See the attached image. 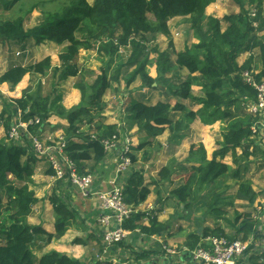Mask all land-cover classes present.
<instances>
[{"label":"trees","instance_id":"16d2710c","mask_svg":"<svg viewBox=\"0 0 264 264\" xmlns=\"http://www.w3.org/2000/svg\"><path fill=\"white\" fill-rule=\"evenodd\" d=\"M63 2L59 13L49 14L41 24L30 29L24 28L22 17L0 20V43L21 44L32 42L38 46L44 42H52L61 49L60 66L51 67L50 58L46 57L38 63L29 66L13 65L0 75V85L7 84L11 90L17 86L16 93L24 88L23 77L32 72L41 77L50 75L57 81L58 86L69 78H79L74 89L80 94L79 104L65 110L60 105V95L52 99L50 95L41 94V85L35 91H24L21 95H9L11 106L20 113L23 123L38 119L40 126L51 115L55 114L67 121V128L63 131L67 139L66 151L80 175H87L86 163L91 161L95 165L105 157L101 141L116 136L120 138L117 125L106 124L100 115L93 111L102 112L103 103L100 95L110 89L112 80L124 70L133 67L127 78L129 86L139 77L142 87L153 89L165 85L168 89L167 101H160L154 105L141 101L129 103L128 116L125 122L127 129L135 127L138 132H146L145 137L137 147H130L131 168L123 183L124 202L134 212L124 222L123 228L132 233L139 231L144 236H160L171 229L168 222H158L156 216L137 211L150 191L142 170H138L135 152H143L148 159L147 147L151 140L169 132L168 142L180 143L185 138L190 125L198 120L203 126H212L217 122H226L221 134L219 147L212 154L211 160L206 159L202 145H191L183 162L163 167L158 175L161 180L169 179L172 172L182 173L178 179L180 185L171 191L176 205L190 211L198 201L204 208L203 218H211L217 223L221 220L233 230V235H227L224 228L217 225L213 229L204 228L189 235L185 240L188 249H194L200 240L207 237L226 238L229 241L237 239L247 242L256 229V220L250 212H234L233 219L225 217L226 207L232 206L223 192L213 193L209 199L198 197L200 192L209 191L215 182L227 174L230 179L240 181V171L222 162L229 154L232 164L248 159L250 154L244 152L237 157L235 149L246 144H252L250 126L253 118L241 111L244 98L254 101L255 92L244 84L241 74L252 72L254 79L264 80V42L258 35L264 30V0H227L239 8V13L229 14L222 19L207 16L205 11L218 0H95L89 5L86 0H60ZM8 8V5H5ZM255 10V18L250 13ZM152 16V21L148 19ZM173 18H186L190 25L193 38L197 43L185 47L180 52L171 53L166 50H153L156 58L153 61L154 75H148L147 64L143 60L148 41L145 36L157 34L170 36L168 22ZM256 23V28L253 27ZM171 45V44H170ZM104 57H118L121 60L116 67L115 77L108 78L109 67L102 68L100 74L94 75L91 85L83 82L82 71L75 62L79 51L95 50ZM129 51L123 56L122 51ZM262 64V70L255 74L253 67L254 51ZM249 54V58L238 66L237 59L242 54ZM123 58L125 59L123 61ZM187 72L186 79L179 78V72ZM88 74H92L88 72ZM172 75L177 86L167 78ZM199 87V94L194 95L192 87ZM90 95L87 96L86 89ZM56 89L50 94L54 96ZM3 93H7L5 89ZM175 98V103H170ZM9 106H4L0 113V127L9 130L12 121ZM194 107H197L194 110ZM179 116L173 121L174 116ZM97 118L99 121L93 123ZM88 125L90 130L81 133V125ZM40 126H30L28 133L37 134ZM6 132V133H7ZM90 132V133H89ZM78 134V135H77ZM79 139L80 141H75ZM22 144H8L5 138L0 140V264H35L31 246L35 238L45 235L50 239L62 237L68 223L75 218V211L68 204L55 197H50V204L54 214V233L46 234L39 227L27 224L31 209L38 202L34 193L29 190L34 175L35 157L32 155L30 143L26 134L22 135ZM158 151L162 148L158 143ZM134 152V153H133ZM159 153V152H158ZM229 155V156H230ZM145 159V160H146ZM217 159H219L217 161ZM246 168V166H245ZM47 175L53 176L48 169ZM14 181L20 183L18 186ZM172 183V181L170 182ZM255 194L251 192L249 182L241 183L235 193V199L252 203ZM149 219L147 226L142 225L144 218ZM200 228V226H199ZM83 244L81 239L73 242ZM250 264H264V252L248 258ZM37 264H82L81 261L66 255L52 252L38 259ZM95 264H113L109 261H98ZM239 264V263H238Z\"/></svg>","mask_w":264,"mask_h":264},{"label":"crops","instance_id":"0c3cea01","mask_svg":"<svg viewBox=\"0 0 264 264\" xmlns=\"http://www.w3.org/2000/svg\"><path fill=\"white\" fill-rule=\"evenodd\" d=\"M218 1L228 3L227 0H218ZM88 4L92 5L93 3L90 4L88 2ZM210 6L205 11L207 16L209 15L207 11L210 8ZM263 11H264V4H263ZM237 13H239L238 7L230 8L229 14H237ZM173 19L179 20L186 18H173ZM173 19L171 20L173 21ZM170 21L168 22V27L171 32L170 24H169ZM258 35H260V37L263 38V42H264V30L259 32ZM155 36L156 38L157 37L162 38V35H155ZM190 41L191 44L197 43V41L193 37H191ZM49 44L54 45L51 42H44L40 46H33V48H35L34 55L35 56L37 55L36 57H38V59L34 60L33 62L30 61V59L27 60V57L29 56L28 52L32 51L31 50L32 48L29 47L26 48L25 43L18 45L16 44L9 45V44L0 43V46L5 48L6 50L7 49L11 50L12 48L15 47L16 48L15 52L17 57V58L13 57L8 54H5V57L0 56V75H2L10 66L21 65L24 67V66L34 65L35 63L40 62L46 57L50 58V63L52 68L59 67L60 66L59 57L62 53L61 49L57 45H54L57 46L58 53L57 51L55 54L48 53V51H44V50L45 48H47L46 46ZM183 49L184 47H182L177 52H180ZM89 54H93L91 50L86 51L85 53L83 52V55L90 56ZM251 55L253 56L254 72L255 74H257L262 70V64L258 57L259 55L258 51L257 50L254 51ZM249 56L250 55L247 53L240 55L237 59L238 66H241L249 58ZM85 63L87 64V62ZM182 71L187 76V72L185 70ZM182 71H178L179 74ZM25 76H26L25 85L24 88L20 90L19 95L24 93L25 90L29 91L34 89L39 84L38 82L40 78H43L32 72L27 73ZM186 76L179 78L184 80ZM74 80L75 78H69V81L66 80L65 82H63L64 84L62 83L60 84L59 87H57L59 89L58 93L60 94V105L67 111L76 107L80 102V94L76 89L73 88L75 84ZM176 82L179 81L176 80ZM196 88L200 90L199 87ZM3 89H5L7 93H3L2 91ZM16 89L17 86L14 88V90L10 91L11 88L7 84L0 85V113L6 110L4 109L5 105L11 106L12 102H10L11 97L9 95L15 93ZM170 103L173 105L175 103V98H170ZM9 109L11 111V117H12V121L9 123V129H10L11 127H13L14 124H17L19 122L23 123V121L20 120V113L14 106L9 107ZM196 121L193 122L196 123L193 129L198 131L199 128L198 127L196 128V125L200 124V122L198 120ZM106 124L116 125V123H109L107 120H106ZM200 125L204 127V130L207 129V132H209L210 129H212L214 126V125L203 126L202 124ZM190 127L188 132L190 131ZM66 128H67V121L64 118L53 114L45 123H43L37 129L38 131L37 134L41 139L55 141L59 138L65 137L63 131ZM88 128H90L88 125L85 127H81L80 132H85L87 131ZM134 129H135L134 132L137 134L133 136L130 135V137H132L134 142H138V141L140 142L143 133L138 132L135 127L131 128L130 130L126 129V133L128 134L129 131L132 132ZM3 131L5 132L4 128L1 126L0 140L4 138ZM165 132L167 136L165 137L164 144L157 140L158 137L155 139L158 141V144L162 147L160 149V152L164 150L163 154H165V152L168 151L167 149L169 148L171 149L172 146L180 145L181 142L186 138L185 135V138L180 143H175V144L172 142L170 143L167 141L169 137V132L168 131ZM163 134L161 135V137L163 136ZM190 134H193V131L190 132ZM203 135L204 136H201L197 132L198 138L203 137L205 139L204 140L196 139L194 141H190L191 143L190 145H195V146L202 145L205 150L206 159L211 160L213 152L218 148L214 145L215 141L212 144L210 142V139L205 137L206 136L205 134ZM125 138L126 136H124L122 140ZM221 139L222 138H220V142ZM74 140L80 141L79 139H74ZM121 144H122L121 141H119V143H117L116 148L110 152H107L105 157L98 164L95 165L91 161L86 163V172H89L88 174L92 176V185L90 189L87 191L86 195L80 192L76 193L73 190L75 188L71 187L67 182L56 181L52 176L47 175L46 172L48 169H46V165L43 164V162L45 161L39 160L37 156L32 154L36 159V163L34 164V175L32 177V184L29 185V190L34 193L35 198L38 199L39 202L32 206L31 214L27 218V224L34 227H39L46 234L52 235L54 233V214L49 200L50 197L53 195H55V197H57L58 199L64 201L66 204H68L69 208L75 211V218L68 223L67 230L62 237L58 239L55 238L50 239L45 235H40L35 238L31 246V252L33 256L32 259L35 264H37L38 259L40 257L52 252L63 254L66 255L67 257L79 260L82 262V264H95L98 261H109L114 264L115 263L117 264H198L196 262H193L190 254L191 249H188V247L185 246V240H183L184 243L182 245L180 246L178 245L181 242V240L174 237L176 236V234L172 235L174 233L172 229H170V231L160 236H144L139 231L132 232L129 234V236L127 237L124 243L111 247L110 250L107 252V254L103 253L102 239H101L103 230L97 224L98 218L101 214V211L99 209L100 202L98 199V193L108 191L112 189L114 185L120 187L123 186V183L128 173L127 174L122 173L119 175L115 173L117 160L121 152ZM190 145L189 147L182 145V151L176 153L177 161L179 160L180 163L184 161V159L186 158V154L190 148ZM155 146L153 145L152 150L150 149L151 146L146 148V150L148 151V159L143 160L141 158V160L140 159L137 160L138 162L136 164L137 169L143 171L148 185V189L150 191V194L148 195L146 200L141 205L138 206L137 211L143 213L148 212L149 213L148 217L156 216L157 221L163 223L169 221V217L165 218V215L169 214V210H168L169 204H163L165 199L164 197L165 195L167 196L168 194H164L162 188L159 186H163L160 185L163 182L166 181L171 182L170 177H172V175L176 173V170L171 173L169 179L161 180L158 173L163 167H165V165H160L163 167L159 169L155 167L158 164L163 163L162 161H160V159H158L161 156L160 152L155 155L158 156V158L152 157L154 153L153 152L154 149H157ZM256 146L254 142L252 144H246L242 148L235 149L234 153L237 157H239L246 151L250 154L249 156L250 158L254 156L255 153L258 154L256 151L257 150ZM260 149L263 150L261 147ZM137 153L138 152H135L134 154L137 156ZM261 154L264 155V150L261 152ZM229 155L226 156L225 158L231 159L232 162V157L231 155L230 156ZM180 156L184 157V158L182 157L180 158L183 160L179 159ZM218 160L219 159H217V161ZM141 163L143 165H140ZM225 164L228 165V163ZM260 166L262 167H259L256 174V177L259 180L261 179L260 173L264 168L263 165ZM153 173H156V177H153L154 176ZM50 179H53L56 183L55 182L53 183ZM14 183L18 186L21 185L16 181H14ZM177 183H176L177 186H175L172 190H174L180 185L179 182ZM170 185L171 184L169 183V186ZM262 187L264 186L253 187V192L255 193V197L257 200H256V204H254L253 202L252 205L253 209H251L250 211V213L253 214V218L255 220H258V222L262 224V226L257 225L256 227L258 228L260 227L264 228V189H262ZM50 188H51V195L48 196V194L46 193L47 190ZM168 198L171 199L170 202H172L173 205H176V200L174 199L173 195L170 194ZM254 208L256 211L254 210ZM170 216H172V214ZM148 223H149V219L147 217L144 218L142 221V225L147 226ZM76 239H81L83 241V244L75 245L73 242ZM163 246L171 249L172 251H175L176 254L171 255L169 253L164 252L162 249ZM248 258L249 257L245 256L244 259L239 261L238 263L250 264V260H248Z\"/></svg>","mask_w":264,"mask_h":264},{"label":"rangeland","instance_id":"374dc122","mask_svg":"<svg viewBox=\"0 0 264 264\" xmlns=\"http://www.w3.org/2000/svg\"><path fill=\"white\" fill-rule=\"evenodd\" d=\"M87 1L90 4H92L93 1L95 0H87ZM5 5H8L9 7L6 8ZM61 5H63V2H61L60 0H0V20H8V19H14L17 17H22L24 21V28L30 29V28H33L41 24L43 20L46 19V17L49 14L59 13ZM231 7H236V6L231 4L229 1L228 3L222 2V1H216L215 3L211 4L210 8L208 9L207 11L209 14L208 16L212 15L211 17L222 19L224 16L229 14ZM148 19L152 21L153 18L151 15H148ZM169 24H170V29H171L169 37H165L163 35H162V38H158V37L156 38V36L154 37L152 35L145 36V39L148 41V43H147V48L145 50V56L143 57V60L146 61V64H147L146 70H147L148 75H152V76L154 75L153 61L156 58V54L153 52V50H157L159 52H164L168 50L171 53V56L173 57V54H172L173 52L177 53V51H179L182 47L185 48V47H189L190 45H192L190 40H191V37H193V34H192V31L190 30V25L187 19H179V20L173 19V21L171 20ZM157 35H160V34H157ZM25 45H26V48L27 47L32 48L31 49L32 51L28 52L29 56L27 57V60L30 59V61L34 62V60L38 59V57H36L37 55L36 56L34 55L35 48H33V46H36V45H34L32 42H26ZM54 45H51V44L47 45L46 46L47 48H45L44 51H48V53H54V54L57 51L58 53V48L57 46H54ZM15 51H16L15 47L12 48L11 50L10 49L6 50L5 48L0 46V56L1 57H5V54L16 57ZM82 51L83 50L79 51L77 58L75 59V62L80 68V70L82 71L81 77L85 84L91 85L95 80L94 75L100 74V70L105 67H109V72L107 74L108 78L110 79L112 77H115L116 67L120 64L122 59L116 56L112 58L108 56L104 57L103 55L98 54L94 50L93 51L91 50L93 54H89L90 56H88V55H83V52L85 53L86 51H83V52ZM121 51H122L123 56L129 55V51H125V52L123 50ZM124 58H123V61L125 60ZM95 61H98L99 63ZM85 62H87V64ZM132 70H133V67L128 68L126 71L123 70L121 74L117 76L116 80H112V82L110 83V89L105 90L102 96L100 95L99 97V101L103 103L102 112L100 113L97 111H93V114L94 115L102 114L101 117H103L105 121L107 120L109 123H116L117 127L119 128V132H120V137H121L120 140H122V138L126 136V138H128L131 141V145H132L131 147H137L139 145V141L134 142L132 137H130V135L133 136L137 134L134 132L135 129L132 132L129 131L128 134L126 133V129L129 124L125 123L124 119L125 117L128 116L127 108L129 106V103L133 101H141L146 104L154 105L158 101L159 102L167 101L168 97L166 96V94L168 92V89L165 85H159L157 88H154V85H153L152 90L142 87L139 77H136V79L129 86H127L126 81ZM88 72L92 74H88ZM184 76H186V74L183 71L180 72L179 77L182 78ZM167 78L171 80L177 86L180 84V81L176 82L172 78V75H168ZM25 81H26V76L22 79L21 82H25ZM67 81H69V79ZM74 82L79 83V78H75ZM38 83L41 85L40 86L41 94L43 96L50 95L52 99L58 97V94H59L58 93L59 89L57 88L58 83L57 81L52 79L51 76L40 78ZM36 87L34 88L33 91L37 89ZM54 89H56L55 90L56 92L53 96L50 93ZM86 90H87L86 95L89 96L90 95L89 88H87ZM191 91L194 95L199 94V90L196 87H193ZM196 108L197 107H194V110ZM243 109L244 108L241 107V111L238 110V113H241ZM178 118L179 116L175 115L172 119L173 121H176ZM98 121H99V118H97L93 123H96ZM195 124L196 123H192L190 125L191 126L190 131L185 133L186 138L181 142L180 145L172 146L171 149L170 148L167 149L168 151H166L165 154H163L164 150L160 152L157 149H154L153 151L154 153L152 157L158 158V156H155V155L158 152H160L161 156L158 159H160V161L163 162L161 164H158L155 167H157L158 169L163 167L160 165H165V167H168V166H171L174 161H175V166L176 164H179L180 162L179 160L177 161L176 153L182 151V145L189 147V145L191 144L190 141H194L196 139H203V140L205 139L203 137L198 138L197 132L201 136H204L203 134H205L206 135L205 137L209 138L212 144L215 141L214 145L217 148L219 147L220 138H222L221 134L225 130L224 127L226 126L225 121L216 123L213 126V128L210 129L209 132H207V129L204 130V127H202L200 124L196 125V128L197 127L199 128L198 131L194 130L193 128ZM85 126H87V124L81 125V127H85ZM89 130H90L89 128L87 129V131H85L84 129L85 132H81V133H87ZM80 131H81V128H80ZM192 131H193V134H190V132ZM6 132L7 131L5 132L3 131L4 138L8 144H12L13 142L7 139ZM166 136L167 134L165 132L163 136L158 137L157 140L164 144ZM145 137H148V135L146 134V132H143V136L141 137V140L144 139ZM157 140L155 141L151 140L152 142L151 147H150L151 150H152L153 145L155 146L158 143ZM255 146H256V143H255ZM256 147H257L256 151L258 154L255 153L254 156L248 159H245L244 161L240 160L238 161V164L236 165L232 164L231 159L225 158L224 160H222L223 163L224 162L228 163V165H230L234 170L238 169L240 171V181L239 182L233 179H230V177L228 176L229 174H227L223 178L220 177L209 191L200 192L197 194V196L199 198L203 196L204 199H209L213 193L223 192L225 194L226 200L232 201L233 203L232 206L225 208L227 211V214L225 217L230 218V219H233L234 212H238V213L250 212L251 209H253L252 208L253 202L248 203V202H242V201L236 200L235 193L238 190L239 185L246 181L249 182L251 192H253V187L264 186V168L262 169L260 173L261 179L259 180L256 177L259 167H262L260 165L264 166V155L261 154L263 150L260 149V146H256ZM136 157H137V160L138 159L141 160V158L143 160L146 159L144 158L143 152L141 151L137 153ZM181 157L184 158L183 156H180L179 159ZM180 160H183V159H180ZM43 164L46 165V169H48L47 163L43 162ZM140 165H143V164L141 163ZM245 166L247 167V169L245 168ZM130 168L131 167H129L124 172V174H127ZM181 174L182 173H177V174L172 175V177H170L172 183H170L169 181H166L160 184L163 186H159L162 188V191L164 192V194H168L167 196L165 195L164 197L165 199L163 202V204H169V209H168L169 214H166L165 218L169 217L168 223L171 224V229L174 232L172 235L176 234V236L174 237L181 240V242L178 244L179 246L184 243L183 240H186V238L189 235L195 233L199 229V226L202 229L201 230V233H202L203 227L213 229L217 225H219L216 221H214L211 218H203L204 208L201 205L203 201H198V203L194 204L189 212L184 210L182 206L173 205L172 202H170L171 199L168 198L171 194L170 191L175 186H177L176 185L177 182H180L178 179L180 178ZM153 175H154L153 177H156V173H153ZM50 180L53 183L55 182L53 179H50ZM169 183L171 184L170 186H169ZM262 189H264V187H262ZM73 190L76 193L79 192V190L76 188ZM46 194H48V196L51 195V188L47 190ZM256 200H257L256 197H254V204H256ZM171 214L172 216H170ZM255 222L257 225L262 226V224H260L258 220H256ZM219 223L224 228L227 235H230V236L233 235V230H231L228 227L227 223H225L222 220ZM257 228L258 227H256L255 231L253 232L251 236L254 239V241H257L259 243V245L256 246L253 244L254 241H250L249 251L245 255L247 257L259 255L260 253L264 252V246L260 241V237L256 233Z\"/></svg>","mask_w":264,"mask_h":264},{"label":"built area","instance_id":"2783aa9c","mask_svg":"<svg viewBox=\"0 0 264 264\" xmlns=\"http://www.w3.org/2000/svg\"><path fill=\"white\" fill-rule=\"evenodd\" d=\"M250 18H255V10L251 11ZM256 26V23H253V27L256 28ZM94 51L98 53L97 46ZM241 76L244 84L255 92L254 101L244 98L241 103L245 113L254 119L249 128L250 139L264 150V80L257 82L253 73L248 71L243 72ZM30 126H40L39 120L14 124L6 133L7 139L17 143L21 141L22 135L26 134L33 154L47 163L48 169L53 173L52 177L56 181L67 182L86 195L92 185V176L78 173L66 151L67 139L65 137L55 141L41 139L38 134L28 133ZM119 140L120 138L112 136L101 141L103 151L107 153L114 150ZM120 141L122 143L121 152L115 169L117 175L124 173L131 165L129 157L131 142L128 138ZM98 199L101 214L97 224L103 230L102 250L104 254H107L111 247L124 243L129 236L130 232L123 228V224L134 210L125 204L122 188L117 185L108 191L98 193ZM256 233L264 246V229L257 228ZM250 241H254L252 236L247 242L240 239L229 241L226 238L207 237L200 240L197 246L190 250L191 258L198 264H238L248 253ZM253 244L259 245L257 241ZM162 249L171 255L176 254L175 251L165 246Z\"/></svg>","mask_w":264,"mask_h":264},{"label":"water","instance_id":"95a60500","mask_svg":"<svg viewBox=\"0 0 264 264\" xmlns=\"http://www.w3.org/2000/svg\"><path fill=\"white\" fill-rule=\"evenodd\" d=\"M154 85H155V84H154ZM201 230H202L201 228L198 229V234H201Z\"/></svg>","mask_w":264,"mask_h":264},{"label":"bare ground","instance_id":"6f19581e","mask_svg":"<svg viewBox=\"0 0 264 264\" xmlns=\"http://www.w3.org/2000/svg\"><path fill=\"white\" fill-rule=\"evenodd\" d=\"M17 94H19V93L18 92L17 93L16 92L15 93H12V95H17Z\"/></svg>","mask_w":264,"mask_h":264}]
</instances>
